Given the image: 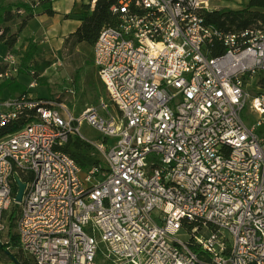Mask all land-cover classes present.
<instances>
[{
  "label": "built area",
  "instance_id": "2783aa9c",
  "mask_svg": "<svg viewBox=\"0 0 264 264\" xmlns=\"http://www.w3.org/2000/svg\"><path fill=\"white\" fill-rule=\"evenodd\" d=\"M211 1L111 7L92 60L115 113L0 98V234L14 211L15 247L36 264H264V26L221 30ZM3 60L0 80L18 71ZM75 135L105 164L82 169L63 150Z\"/></svg>",
  "mask_w": 264,
  "mask_h": 264
},
{
  "label": "crops",
  "instance_id": "0c3cea01",
  "mask_svg": "<svg viewBox=\"0 0 264 264\" xmlns=\"http://www.w3.org/2000/svg\"><path fill=\"white\" fill-rule=\"evenodd\" d=\"M242 1L245 5L249 0ZM90 2V0H49L48 2L17 0L20 5L17 9L20 16L23 12L28 15L24 18V24L18 26L15 21L16 16L13 19L14 23H11L13 18L11 10L14 4L0 1V10L6 8L4 12L0 13V21L2 22L0 25L3 24L0 30L1 56L3 57L7 53L14 54L13 49H18L23 45L20 41L27 39L21 49L22 53L14 54L18 71L14 72L11 77L0 80V84H6L2 90L0 89V98L16 97L22 93H29L31 97L36 99L49 98V91L43 95L35 96L32 94V90L40 84L47 85L49 90V70L55 66V64L50 63V58L52 54H57L64 49L65 44H68L72 39L71 35L83 23L84 17L93 11L95 3L91 2V8H86ZM45 4H48L47 7ZM242 6L231 5L228 8L239 9ZM85 46L86 41L77 42L78 48ZM32 47L33 49L30 50ZM37 53L39 55L36 56ZM92 55L93 45L91 59ZM35 56L36 59H34ZM39 56L41 59H38ZM31 65H34L35 70L30 69L29 66ZM4 66H0L1 71H5L9 67L7 63ZM24 67L27 68V71H24ZM34 81H36V86L31 85Z\"/></svg>",
  "mask_w": 264,
  "mask_h": 264
},
{
  "label": "rangeland",
  "instance_id": "374dc122",
  "mask_svg": "<svg viewBox=\"0 0 264 264\" xmlns=\"http://www.w3.org/2000/svg\"><path fill=\"white\" fill-rule=\"evenodd\" d=\"M1 1V0H0ZM5 3H12L14 7L12 9V22L14 23V16L18 26L24 24V18L28 15L23 12L22 16L18 13L17 9L20 6L17 3V0H3ZM243 2V3H242ZM231 5H243L244 1L242 0H212L211 8L220 9L228 8ZM242 6V7H243ZM0 13L4 12L6 8H2ZM8 9V10H9ZM2 22L0 21V24ZM0 25V30L2 29ZM8 29V28H7ZM11 31V28H9ZM102 29V28H101ZM100 29V30H101ZM13 30V28H12ZM8 31V32H9ZM100 32V31H99ZM11 34V32H10ZM95 38H93L94 40ZM27 39L20 41L23 45L26 43ZM74 40H70L64 49L57 54H52L50 58V63L55 64L53 68L49 70V90L47 85L40 84L35 89L32 90V94L43 95L46 91H49V99L58 97L60 103L66 104L68 109L73 113V115L80 117L82 112L88 106L99 105L101 102H105L109 105L110 111L115 113L116 108L112 105L111 101L108 98V93L100 77L98 75L97 69L91 59V49L93 43L86 41V46L84 48H78L77 43H73ZM95 41V40H94ZM67 43V42H66ZM22 46L18 49H13L14 54H21ZM30 48V50H32ZM1 52V49H0ZM54 53V52H53ZM39 55L38 53L36 56ZM36 56L34 59H36ZM0 54V66L5 67L6 62L1 59ZM38 59H41L39 56ZM38 61V60H36ZM30 69L35 70L34 65L29 66ZM9 68V67H8ZM24 71H27V68L24 67ZM20 72V69H19ZM38 80V79H37ZM6 84H0V89L2 90ZM4 86V87H3ZM1 95V91H0ZM81 133L85 138L92 142H102V134L96 128L92 127L87 122L81 127ZM101 157V156H100ZM102 158V157H101ZM103 165L105 164L104 158H102ZM11 225V224H10ZM8 226V228L0 234V243L2 245L8 243V246H4L7 252H4L0 249V264H18L16 260L12 257L17 258L22 264H32V261L28 255L19 251L13 243V236L15 235V228L13 225ZM181 237L185 240L188 239L187 235L181 234ZM101 247L104 245L101 244Z\"/></svg>",
  "mask_w": 264,
  "mask_h": 264
},
{
  "label": "trees",
  "instance_id": "16d2710c",
  "mask_svg": "<svg viewBox=\"0 0 264 264\" xmlns=\"http://www.w3.org/2000/svg\"><path fill=\"white\" fill-rule=\"evenodd\" d=\"M120 1L121 0H96L93 11L84 17L83 23L71 35L74 40L73 43L80 41H87L89 43L95 42L94 40H96L99 31L103 26L116 22L117 15L112 12L111 7L119 4ZM47 5L48 4H45V7H47ZM86 8H91V2L87 4ZM205 17L208 23L224 31H236L255 25L262 27L264 26V0H249L239 9H212L206 11ZM93 38L95 39L93 40ZM1 70L2 69L0 68V71ZM27 113L28 111L24 112V114L22 113L17 123L5 127L4 133L13 132L18 126L26 123ZM63 150L67 152L84 170L102 164V158L98 154L94 145L79 136L75 135L69 137L68 141L63 146ZM15 218L16 216L13 211L9 218V225L11 224L14 226ZM196 224L197 223L188 224L186 227L190 229ZM13 243L15 246L17 245L15 235L13 236ZM4 246H8V243L4 245L0 243V249L7 252ZM12 257L18 264H22L17 258L14 256ZM28 257L32 261V264H36L30 256Z\"/></svg>",
  "mask_w": 264,
  "mask_h": 264
},
{
  "label": "water",
  "instance_id": "95a60500",
  "mask_svg": "<svg viewBox=\"0 0 264 264\" xmlns=\"http://www.w3.org/2000/svg\"><path fill=\"white\" fill-rule=\"evenodd\" d=\"M17 183H18V192L16 195V200L18 202H20L22 200L23 197V193L26 187V183H24L23 181H21L20 179H17Z\"/></svg>",
  "mask_w": 264,
  "mask_h": 264
}]
</instances>
